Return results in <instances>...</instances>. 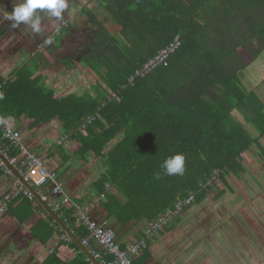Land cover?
<instances>
[{
  "label": "trees",
  "instance_id": "trees-1",
  "mask_svg": "<svg viewBox=\"0 0 264 264\" xmlns=\"http://www.w3.org/2000/svg\"><path fill=\"white\" fill-rule=\"evenodd\" d=\"M80 12L89 15L96 29L77 57H65L64 62L85 65L100 80L94 83L96 94L71 91L58 96L33 75L35 70L24 67L0 79V111L10 121L20 122L15 129L27 120L29 129L49 130L55 121L59 137L67 135L75 153L82 159L98 158L104 170L91 186L99 194L97 203L105 218L114 217L121 224L146 220L132 241L144 237L147 226L190 193L194 199L181 211L195 205L201 209L212 188L217 192L215 200L233 193L227 178L249 174L248 154H256L264 165V90L258 92L242 82V71L264 50V0H87ZM177 35L180 46L165 62L130 83L136 69ZM59 42L57 36L55 44ZM90 115L95 119L86 123ZM245 123L257 134L252 135ZM30 138L24 142L32 147L24 144L37 149ZM3 142L10 154L19 152L11 140ZM55 145L58 153L64 151L61 144ZM51 148L44 160L57 171ZM175 153L185 156V171L169 176L161 164ZM252 173L260 177L264 169L254 168ZM6 178L0 169V183ZM105 183L115 184L124 201L107 191ZM8 184L5 191L10 180ZM89 197L75 201L85 205ZM28 201L48 214L54 230H61L37 200ZM74 211V206H63L55 213L81 240L88 230ZM178 215L157 233L176 227L181 221ZM150 246L146 239L133 264L150 257Z\"/></svg>",
  "mask_w": 264,
  "mask_h": 264
},
{
  "label": "crops",
  "instance_id": "crops-1",
  "mask_svg": "<svg viewBox=\"0 0 264 264\" xmlns=\"http://www.w3.org/2000/svg\"><path fill=\"white\" fill-rule=\"evenodd\" d=\"M18 2L19 0H0V9L11 11L13 5ZM73 9H75V13L77 14L80 12L81 6H76V3L72 1L69 4V12ZM76 18L75 15L68 14H65L64 17V19L71 22ZM56 25L54 20L41 13L42 32L40 34H33L24 25H21L19 28H12L8 21L0 19V79L10 78L20 69L26 67L29 71L35 70L33 75H38L41 79L40 81L52 88L55 94L59 96L61 88L58 85V73L54 69H49L53 66L50 49L51 47H57L55 44L57 36L52 43L46 45L45 42ZM63 35L64 33L58 36V39L60 37V42L63 39ZM62 59L64 60L65 58ZM252 81L256 80L248 79V83ZM251 87L254 88V84ZM24 122L18 128L23 143H25L24 138L27 136L37 133L39 135L45 132L55 138L56 144L63 146L64 151L60 153L61 159L57 160L58 170L56 173L65 192L74 201L76 198H84V196L89 194L90 200H87L85 205L79 203L85 210L86 208L89 209L87 214L100 223L105 222L108 224L115 232V237L120 244L132 241L135 233L145 227L146 220H130L125 224H121L114 217L105 218V210L97 203L99 194L91 186L104 170L101 161L99 162V159L95 156L87 155L89 163L85 166L84 160L79 154L75 153L74 143L69 141L68 137H64L65 134L59 137V128L55 121H51L49 130L45 129L42 131H36L35 128L29 129L30 121L25 120ZM119 138L117 137L114 141L110 142L106 148H111ZM63 140L68 142L67 146L64 145ZM26 145L31 147L29 144ZM49 146L39 142L37 149L34 148L33 151L38 153V150L41 149L42 153L39 154L44 155L46 159L49 150L47 148ZM65 154H68V158H65ZM86 169L94 171L91 175L84 177ZM8 181L7 177L6 180L0 183V200L9 185ZM104 187L107 191L117 194L124 201L123 195L115 184L105 183ZM26 199L17 198L12 200L0 213V264H99L95 258L93 260L90 259L87 254L88 250L86 249L87 252H85L79 246V243L68 233L71 237L70 240L61 239L60 237L64 231L63 227L59 225L61 230H54L55 225L49 219L48 214L40 206ZM38 202L43 206L40 201ZM199 210V208L193 209L190 207L185 209V211H181V214L184 213L185 216L179 215L181 221L177 223L176 227L167 230L166 233L153 234L149 238L151 241L149 248L150 257L142 264H187L191 262L204 264L206 259L205 254L198 251L192 255L186 250L187 241L193 240L196 242L201 234L203 239H206L203 233L204 229L200 227L199 223H195L196 219L194 216ZM104 218L105 221H103ZM54 220L56 219L54 218ZM207 247L213 248L214 244H207ZM251 249L248 251L255 253ZM239 258H236V260H239ZM236 260L233 259V263L237 262ZM251 262L249 260V263Z\"/></svg>",
  "mask_w": 264,
  "mask_h": 264
},
{
  "label": "rangeland",
  "instance_id": "rangeland-1",
  "mask_svg": "<svg viewBox=\"0 0 264 264\" xmlns=\"http://www.w3.org/2000/svg\"><path fill=\"white\" fill-rule=\"evenodd\" d=\"M72 1L76 3V6H81L87 0H70L71 3ZM75 16L77 18L72 20V24L69 30L64 33L62 41L56 45L57 47H51L50 49L53 66L49 69H54L58 73V85L61 88L59 90L60 95L75 91L81 94L87 92L94 96L96 94L94 83L100 80L90 74L82 63L74 60V65L69 66L62 59L70 56L76 58L79 49L86 43L89 34L96 29V26L89 21L88 14L79 12L75 13ZM242 77L244 78V81L242 80L244 85L250 87L252 84H256L254 88H251L258 92L261 89L264 90V50L256 61H253L242 71ZM247 78L256 81L248 83ZM259 84L263 86L256 88ZM236 115H238V119L242 118L238 112ZM18 125H20V122L11 121L12 127L15 128ZM245 126L252 135L255 134L256 131L253 130L254 127L251 124L247 123ZM30 137L31 143H29L32 145L37 146L39 142H42L52 146L51 152L54 153V157L57 160L60 159V153L57 151L58 147L54 143L55 138L45 132ZM64 137H67V135ZM63 142L64 145L68 144L64 140ZM52 143L54 144L52 145ZM252 153H255V151ZM247 156V162L245 163L249 174L241 173L236 178L232 175V178H227L234 192H228L225 194V198L215 200L217 192L216 189L212 188V191L209 192V198L194 216L200 227L204 229L203 233L206 239H203L201 234L196 242L193 240L187 241L186 250L192 255L198 251L205 254L204 264H264V174L258 177L252 173L254 168L264 169V165L262 164L263 161L259 162L260 160L256 157V154L254 156L248 154ZM83 160L86 166L89 159ZM45 164L49 165L48 161L45 160ZM93 171L86 169L84 177L91 175ZM195 206L192 208H199V206ZM181 215L185 216L184 213ZM166 231L164 229L162 233H166ZM207 244H214V247H207ZM250 249L254 250L255 253L249 252ZM238 257H240L239 260H236ZM233 259L237 262L233 263ZM249 260L252 262L249 263ZM187 264H195V262Z\"/></svg>",
  "mask_w": 264,
  "mask_h": 264
},
{
  "label": "built area",
  "instance_id": "built-area-1",
  "mask_svg": "<svg viewBox=\"0 0 264 264\" xmlns=\"http://www.w3.org/2000/svg\"><path fill=\"white\" fill-rule=\"evenodd\" d=\"M67 26L68 20L64 19L62 23L54 27L48 39L53 41L56 36L60 35L62 29ZM179 46L180 38L177 35L167 46L159 50L153 57L144 62L141 67L136 69L135 73L130 76L129 82L132 83L136 76H144L158 64L165 62L169 54ZM94 119L95 116L90 115L87 117L86 123H90ZM84 127L85 124L82 125V128ZM0 133L2 135L0 138V169L7 175L11 183V187L0 200V213L19 195H24L30 201H38V196L39 200L48 204L54 212L63 206H74L75 218L83 222L88 230L87 235L80 240V243L86 247L89 254L99 264H133V257L144 247L145 240L151 238L154 233L161 231L173 217L179 214L184 206L194 199V195L190 193L187 198L177 201L173 210L164 211L147 226L144 237L136 241L127 242L122 246L116 240L113 229L91 218L85 208L75 202L65 192L56 171L50 170L45 164V156L29 149L21 141L20 131L11 126V121L1 111ZM3 139H9L16 144L19 152L10 154ZM212 178H214L213 175ZM60 238L70 240L71 237L63 231Z\"/></svg>",
  "mask_w": 264,
  "mask_h": 264
},
{
  "label": "clouds",
  "instance_id": "clouds-1",
  "mask_svg": "<svg viewBox=\"0 0 264 264\" xmlns=\"http://www.w3.org/2000/svg\"><path fill=\"white\" fill-rule=\"evenodd\" d=\"M69 4L70 0H19L13 5L11 11L0 9V19L8 21L12 28L24 25L33 34H40L42 32L41 13L54 20L58 26L64 20L65 14L75 15V9L69 12ZM45 42L52 43L50 39ZM2 98L0 96V99ZM161 168L169 176L183 175L185 156L181 153L170 155L164 159Z\"/></svg>",
  "mask_w": 264,
  "mask_h": 264
},
{
  "label": "water",
  "instance_id": "water-1",
  "mask_svg": "<svg viewBox=\"0 0 264 264\" xmlns=\"http://www.w3.org/2000/svg\"><path fill=\"white\" fill-rule=\"evenodd\" d=\"M31 190H33L32 188H31ZM37 199H38V201H40L39 200V198H38V196H37ZM42 204H43V206L52 214V216L56 219V221L59 223V225H61L62 227H63V229H64V231L66 232V233H68L70 236H72V238H74L73 237V235H72V233H71V231L67 228V226L59 219V217L57 216V214L48 206V204H46L45 202H42V201H40ZM75 239V241L77 242V243H79V246H81L82 248H83V250L85 251V252H87V250H86V248L80 243V241L78 240V239H76V238H74ZM87 254H88V256H89V258L90 259H92L93 260V257L87 252ZM95 261V260H94Z\"/></svg>",
  "mask_w": 264,
  "mask_h": 264
},
{
  "label": "flooded vegetation",
  "instance_id": "flooded-vegetation-1",
  "mask_svg": "<svg viewBox=\"0 0 264 264\" xmlns=\"http://www.w3.org/2000/svg\"><path fill=\"white\" fill-rule=\"evenodd\" d=\"M71 24H72V22L71 21H68V26L71 25ZM258 86H263V85H260L259 84Z\"/></svg>",
  "mask_w": 264,
  "mask_h": 264
}]
</instances>
